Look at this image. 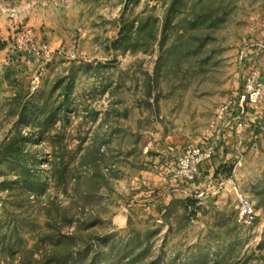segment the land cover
Segmentation results:
<instances>
[{
  "label": "rangeland",
  "instance_id": "rangeland-1",
  "mask_svg": "<svg viewBox=\"0 0 264 264\" xmlns=\"http://www.w3.org/2000/svg\"><path fill=\"white\" fill-rule=\"evenodd\" d=\"M216 136L195 184L153 182ZM0 264H264V0H0Z\"/></svg>",
  "mask_w": 264,
  "mask_h": 264
},
{
  "label": "built area",
  "instance_id": "built-area-1",
  "mask_svg": "<svg viewBox=\"0 0 264 264\" xmlns=\"http://www.w3.org/2000/svg\"><path fill=\"white\" fill-rule=\"evenodd\" d=\"M261 79L258 71H253L244 78L242 93L237 100L227 101L217 111L218 124H231L239 130H245L254 124L250 110L257 113L263 98ZM218 127V126H217ZM224 127V126H223ZM222 129L218 128L220 132ZM217 140L219 136H216ZM213 154L212 144L205 148L199 146H187L180 153L173 155L175 162L166 166L164 171L168 178L176 180L180 184L188 186L202 176L201 165L203 161ZM240 213L246 222L253 218L251 205L245 198H241Z\"/></svg>",
  "mask_w": 264,
  "mask_h": 264
},
{
  "label": "crops",
  "instance_id": "crops-1",
  "mask_svg": "<svg viewBox=\"0 0 264 264\" xmlns=\"http://www.w3.org/2000/svg\"><path fill=\"white\" fill-rule=\"evenodd\" d=\"M255 125L253 124L251 127L245 129L244 131H249L251 133V130L252 128H254ZM231 130H232V127L230 125H226V128L224 129V134H225V137H227V140L225 141V145H226V148L229 147V145H231ZM222 137L219 136L218 140L217 138H215L216 140H212L211 144L213 146V154L205 159L201 165V169L203 172L205 171H211L214 169V166L212 165L213 163H215V161L217 160V157H215L214 155L216 154L215 151L217 150V148L220 146H222V142L223 140L221 139ZM228 145V146H227ZM223 147V146H222ZM164 160V156L162 154H159V155H156L153 159V164H156V167L158 168V172L155 173L152 178H153V182H157L162 184L164 182H166V179L168 180V182L170 184H174V186H178L181 185L178 181L176 180H171L170 178L167 177L165 171H164V166L162 165V162ZM205 179V177H204ZM196 182L188 185V186H192L193 184H195ZM182 186V185H181ZM184 188V187H182Z\"/></svg>",
  "mask_w": 264,
  "mask_h": 264
}]
</instances>
